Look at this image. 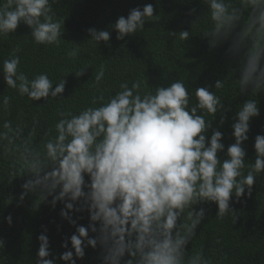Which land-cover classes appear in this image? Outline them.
I'll use <instances>...</instances> for the list:
<instances>
[{
  "label": "clouds",
  "instance_id": "clouds-1",
  "mask_svg": "<svg viewBox=\"0 0 264 264\" xmlns=\"http://www.w3.org/2000/svg\"><path fill=\"white\" fill-rule=\"evenodd\" d=\"M55 2L5 0L0 4V36L15 33L23 23L31 29L35 44L59 46L64 20L54 19ZM203 2L210 22L203 35L210 46L231 39L228 51L240 57V92L249 87L252 93L264 90V0ZM155 16L153 5L146 4L131 9L127 17L119 16L111 27L117 32L116 39L123 40L142 31ZM88 32V41L97 45L111 38L108 30L90 28ZM171 34L185 41L190 37V31ZM19 52V47L13 49L0 66L7 88L36 102L62 97L65 80L54 84L47 73L29 79L20 70ZM79 52L76 44L67 56L73 59ZM84 69L76 75H83ZM104 75L105 65L101 64L95 83ZM142 84L147 81L134 80L131 86L122 82L106 102L102 95L93 97L94 105L102 101L98 107L89 106L76 114L60 112L56 135L46 140L42 150L29 148L26 142L19 153L21 172L31 177L22 185L20 200L32 193L39 204L52 197L53 208L64 202L60 215L75 226L71 249L67 238L62 244L68 250L59 259L66 264H76V259L84 258L85 248L98 245L102 264H210L202 251L193 255L186 251L205 219V209L196 211L194 205L215 203L216 216L223 219L235 213L230 207L233 194L237 200L246 189L251 195L256 177L264 173V135L255 137L254 162H246L242 147L248 140L251 119L260 114L255 99H247L238 108L232 124L235 143L221 159L217 154L225 148L222 133L213 130L208 138L212 120L224 109L220 96L207 86L190 92L183 80L147 91H142ZM223 87L218 79L214 88ZM10 99L3 96L5 110ZM224 119L221 116V124ZM2 127L0 143L11 145L21 136L22 129H13L10 121ZM73 210L89 213L87 227L76 226L69 214ZM6 219L11 225V215ZM90 231L96 235L90 236ZM38 241L35 264H57L55 257L48 258L52 254L47 235L40 234ZM4 243L0 239V248Z\"/></svg>",
  "mask_w": 264,
  "mask_h": 264
},
{
  "label": "trees",
  "instance_id": "trees-1",
  "mask_svg": "<svg viewBox=\"0 0 264 264\" xmlns=\"http://www.w3.org/2000/svg\"><path fill=\"white\" fill-rule=\"evenodd\" d=\"M4 2L0 0V4ZM146 4L153 5L155 18L146 22L142 31L117 40V32L111 27L117 18L127 17L131 9H142ZM52 10L54 19L64 20L59 46L35 44L31 29L23 23L15 33L0 36V66L10 58L12 50L19 47L20 70L29 79L47 73L54 84L63 79L66 82L62 97L36 102L7 88L0 72V131L4 130L5 121H10L13 129H22L21 136L13 144L0 143V239L5 242L0 248V264H35L40 234H46L49 239L52 255L48 258L55 257L57 264H66L59 259L68 250L62 244L67 238L71 249L70 237L75 226L60 215L64 202H57L53 208L52 197L39 204L32 193L20 200L24 191L22 185L31 177L22 174L19 153L26 142L27 147L42 150L46 140L56 135L55 124L62 111L76 114L89 106L98 107L102 101L94 105L93 97L102 95L106 102L125 81L129 86L134 80L147 81L141 86L142 91H147L183 80L190 92L207 86L222 99L224 109L212 120L208 132V138L213 130L222 133L221 142L225 148L218 152V158H226L228 146L235 143L233 117L249 98L257 101L260 114L251 119L248 140L242 145L246 162H254L255 137L264 135V90L252 93L249 87L245 93L240 92V57L228 51L231 39L212 47L208 37L203 35L210 27L203 0H56ZM197 20L200 21L193 24ZM90 28L110 31L109 42L97 45L88 41ZM180 31H190L189 40L171 34ZM76 44L80 47L79 55L69 59L67 52ZM101 64L105 65V75L96 84L94 76ZM81 69H84L83 75L77 76ZM218 79L224 83L222 89L214 88ZM5 95L11 97L7 110L2 103ZM192 102L195 103L194 97ZM221 116L225 118L223 124ZM206 119L211 117L206 116ZM230 207L235 213L220 219L216 216L218 206L215 203L194 205L196 211L205 209V219L197 226L196 235L186 251L189 255L202 251L210 264H264V173L256 177L251 195L247 189L239 200L233 194ZM69 214L76 220V226H88L87 211L73 210ZM9 215L11 225L6 219ZM185 217L186 212L181 219ZM234 217H237L235 223ZM89 235L96 234L90 231ZM76 264H102V249L99 245L95 249L88 246L84 258L76 259Z\"/></svg>",
  "mask_w": 264,
  "mask_h": 264
}]
</instances>
